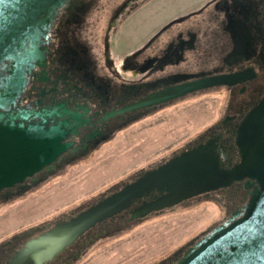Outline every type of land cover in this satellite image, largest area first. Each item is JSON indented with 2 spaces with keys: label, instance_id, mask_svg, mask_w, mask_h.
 <instances>
[{
  "label": "flooded vegetation",
  "instance_id": "obj_1",
  "mask_svg": "<svg viewBox=\"0 0 264 264\" xmlns=\"http://www.w3.org/2000/svg\"><path fill=\"white\" fill-rule=\"evenodd\" d=\"M162 1L70 0L61 8L47 37L45 66L26 74V87L14 109L43 112L44 117L32 122L61 124L66 131L63 143L71 146L24 184L3 191L0 202L24 195L59 171L72 169L82 159L106 154L107 148L123 142L133 127L169 115L198 98L218 100L219 118L181 152L217 139L225 168L238 163L234 144L237 128L264 98V0H184L189 3L187 8L153 20L156 14L152 8H160ZM136 19L140 29L153 21L147 35L134 40L126 34L134 30ZM216 77H228L230 82L171 97L176 89ZM172 157L139 169L88 206ZM248 198L244 183L240 182L182 204L211 200L220 207L223 217L175 252L176 256L174 253L157 264H177L193 246L191 242L225 224L233 213L242 210ZM171 210L133 222L128 211L115 215L95 225L46 264H77L99 241L121 235L124 230ZM55 223L13 236L0 246V264H8L27 242Z\"/></svg>",
  "mask_w": 264,
  "mask_h": 264
},
{
  "label": "water",
  "instance_id": "obj_2",
  "mask_svg": "<svg viewBox=\"0 0 264 264\" xmlns=\"http://www.w3.org/2000/svg\"><path fill=\"white\" fill-rule=\"evenodd\" d=\"M69 1L10 0L0 4V36L7 37L5 50L0 52L5 65L0 79L6 85L0 89V194L24 184L71 146L63 143L66 131L61 124L32 122L44 117L43 112L14 109L26 87V74L45 66L48 34ZM228 79L200 80L176 89L171 97L226 85ZM234 144L239 161L233 167L225 168L217 139L191 146L112 195L55 223L27 242L8 264H46L95 225L122 212H129L131 222L144 220L240 182L249 195L246 205L225 224L191 242L193 246L177 264H264L260 248L264 244V98L238 126Z\"/></svg>",
  "mask_w": 264,
  "mask_h": 264
},
{
  "label": "rangeland",
  "instance_id": "obj_3",
  "mask_svg": "<svg viewBox=\"0 0 264 264\" xmlns=\"http://www.w3.org/2000/svg\"><path fill=\"white\" fill-rule=\"evenodd\" d=\"M183 1L163 0L160 8H152L156 14L153 20L187 8L189 3ZM153 20L140 29L136 19L134 30L126 35H132L134 40L145 37ZM219 114L218 100L194 99L169 115L133 127L123 142L107 148L106 154L82 159L72 169L59 171L24 195L0 202V246L13 236L75 213L139 169L181 152L190 140L216 122ZM222 217L220 207L211 200L179 206L124 230L121 235L99 241L77 264H157L186 247Z\"/></svg>",
  "mask_w": 264,
  "mask_h": 264
},
{
  "label": "snow or ice",
  "instance_id": "obj_4",
  "mask_svg": "<svg viewBox=\"0 0 264 264\" xmlns=\"http://www.w3.org/2000/svg\"><path fill=\"white\" fill-rule=\"evenodd\" d=\"M10 2V0H0V4H5V3H8ZM3 29H0V32H2ZM7 37H4V36H0V52L4 51L5 49L3 48V45L6 41ZM3 59H7V57H3ZM5 67V65L3 64L2 60H0V70H2L3 68ZM6 87L5 83H4V80L3 79H0V89H4ZM260 248L262 250H264V244H261L260 245ZM255 255V253H254ZM221 258L223 259L224 258V254L221 253ZM257 259H261V256L260 255H257L256 257Z\"/></svg>",
  "mask_w": 264,
  "mask_h": 264
}]
</instances>
